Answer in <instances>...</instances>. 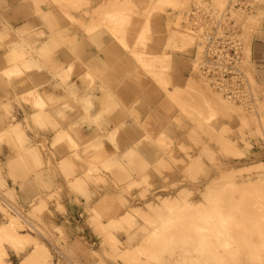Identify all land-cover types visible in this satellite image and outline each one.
I'll use <instances>...</instances> for the list:
<instances>
[{
  "label": "rangeland",
  "instance_id": "1",
  "mask_svg": "<svg viewBox=\"0 0 264 264\" xmlns=\"http://www.w3.org/2000/svg\"><path fill=\"white\" fill-rule=\"evenodd\" d=\"M18 1L37 22L29 21L15 29L17 41L13 42L7 33L0 35L1 48L8 46L10 50L9 55H5L6 64L10 67L0 76L16 77L21 83L29 81L32 85L23 88L21 100L30 103L34 110L31 122L40 130L54 133L51 147L72 150L70 155L86 167L85 170L84 167H71L62 160L58 164L67 176L82 172L68 186L84 197L87 207L85 213L77 217L81 221L73 230L54 222L47 203L53 196L33 200L26 210L19 209L15 193L7 190L0 168V226L14 221L11 226L15 229L12 231L33 240V243H23L25 245L17 249L19 245L14 246L17 236L11 235L12 241L16 239L14 244L1 238L4 241L0 239V252L2 255L4 250L6 255H0V262L17 264L22 257L28 256L29 251H33V246L39 244L47 255L38 258V263L30 262L32 264H219L218 261L222 260L220 264H264V79L255 60L261 44L264 52V40L258 38L264 34V13L262 16L259 14L264 12V0H241L240 5L228 11L230 0ZM100 4H104L103 8ZM191 12H196L204 22L220 21L229 30H234L244 54L241 68L247 81L248 99L252 100L249 103L225 97L200 75L198 62L202 45L198 36L201 37V32L193 31L192 22L188 20ZM66 13L73 15L75 20L70 21ZM181 36L188 38L178 42ZM51 41L54 43H49ZM86 43L100 50H121L125 64L131 67L126 78L139 91L135 97L123 99L120 93H124L118 88H91L105 97L108 95L103 103L104 100L97 98L94 92L64 87L65 97L55 98L45 94L40 83L36 86L33 77L23 73H31L38 68L58 71L57 78L65 85L77 71L78 80L91 85L95 77L87 72L83 57ZM177 45L179 49L182 46L181 50L176 48ZM183 45L187 47L182 49ZM148 54H170L171 64L160 62V66L165 64L167 68L162 65L154 70L147 62L143 63ZM189 77L194 81L193 87L187 84L191 81ZM173 84L178 88H192L194 93L190 95L189 90L187 94L174 93L169 98L166 88ZM206 90L216 93L222 101L207 94ZM94 101L99 102L95 103L97 111L93 109ZM219 102H223L225 107ZM69 112L73 114L69 116ZM113 114H121L122 118L117 125L105 130L104 124H108L104 120ZM75 117H81L82 121L88 118L94 126L95 134L87 142L79 141L74 134L76 124H70ZM135 127L140 132L136 141L127 135V131ZM125 137L129 139L127 150L120 152L119 146ZM19 143L22 144L20 140ZM33 147L34 153L25 151L37 160L38 149L42 150L43 146ZM108 148L114 149L115 153H110ZM207 182H212V185L208 186ZM246 182L257 185L258 188L253 189L255 193L252 189H239ZM182 189L185 195L180 193ZM179 193L184 199L177 201L178 197L182 199ZM254 195L258 196L257 200ZM168 196L174 199L173 207L160 211L152 209L161 204V198L170 199ZM253 197L257 203L260 200L258 204L254 201L255 207L250 205ZM202 198L208 200L210 207L224 205L223 209L219 208L220 211L216 210L214 215L215 211L207 208L206 200V210L202 208L205 207L203 202L202 206L199 205V201H204ZM149 203L152 208L148 207ZM137 207L144 212L142 215H134ZM125 212L129 213L126 216L132 215V219L127 217L129 223L131 219L130 225ZM120 216L125 219L120 221ZM218 218L222 221L217 224L222 226L219 234L227 229L232 233L231 239L224 235L218 237L230 241L234 253L238 252L235 257V254L229 256L227 252L220 257V252L216 253V258L210 256V260H201L198 257L201 256V247H190L193 244L191 240H201L197 244L203 246L205 237L202 229H213ZM15 223L16 226L13 225ZM196 224L202 229L199 226L197 229ZM194 227L196 230L192 229ZM187 231L191 235H187ZM9 248L14 253L17 251V258L9 260L6 253ZM122 252L127 256H122ZM217 256L225 260L217 261Z\"/></svg>",
  "mask_w": 264,
  "mask_h": 264
},
{
  "label": "crops",
  "instance_id": "2",
  "mask_svg": "<svg viewBox=\"0 0 264 264\" xmlns=\"http://www.w3.org/2000/svg\"><path fill=\"white\" fill-rule=\"evenodd\" d=\"M22 4L18 0H0V35L7 33L9 38L13 39V42L17 41L14 35L15 29L22 27L29 21L37 22L35 17L29 16L28 10ZM258 38L264 40V34L261 33ZM9 51L8 46L1 48L0 44V73L10 67L9 64H6L7 58H5V55H9ZM83 57L85 58L87 72L95 77L91 85L88 82L78 80L77 71L71 75L65 85H62L57 78L58 71L51 72L44 68H38L31 73H23L33 77L36 86L40 83L39 86L45 94L60 99L63 96L65 97V92L62 90L64 87L78 89L81 92H94L95 96L101 99L104 95L99 91H93L91 88L121 89L124 94L121 95L120 93V97L123 99L135 97L139 93L136 85L126 78L129 71H131V67L125 64L124 58H122L123 53L118 48L108 50L103 48L100 50L86 43ZM255 60L257 67L261 70L260 76L264 79L263 44L257 49ZM21 82L16 77L4 78L0 76V168L2 179L7 190L14 191L16 206L19 209L26 210L33 200L47 199L48 196H53L52 199H48L47 203L54 217V222L58 225H64L67 230H73L81 221L77 217H81L85 213L87 203L84 197L71 191L68 184L82 172H78L79 174H75V176H67L61 171L58 164L62 160L71 167H84V170L86 167L70 155L73 152L72 150L68 151L66 147H51L54 133L40 130L31 122L34 110L31 109L30 103L21 100V96L24 92L23 88L32 85L29 84V81ZM95 103L99 102L94 101L93 103V109L97 111L98 108H95ZM67 112L65 111V113ZM70 113L69 116L73 114ZM121 118V114L109 115L104 120L108 124L107 126L104 124V129L108 130L114 127ZM140 118L143 119V117ZM73 124H76L73 129L74 134L81 142H87L95 134L94 126L89 123L88 118L86 121H82L81 117H75L70 125ZM16 128L22 130L23 141L20 138L17 140L16 137H13ZM127 135L133 137L136 141L137 137L140 136V132L135 127L134 130H128ZM19 140L22 143L21 145ZM128 140L126 137L121 140L120 152L127 150ZM34 145L43 146L42 150L38 149L39 158L35 156L37 160L29 157V154L25 151ZM108 149L110 153H115L114 149ZM79 152L81 153V150ZM58 207H61V209L59 210ZM8 255L9 260L17 258V255L10 248L7 251Z\"/></svg>",
  "mask_w": 264,
  "mask_h": 264
},
{
  "label": "bare ground",
  "instance_id": "3",
  "mask_svg": "<svg viewBox=\"0 0 264 264\" xmlns=\"http://www.w3.org/2000/svg\"><path fill=\"white\" fill-rule=\"evenodd\" d=\"M112 1H114V0H112ZM174 1H176V0H174ZM81 2V1H80ZM103 2V1H102ZM108 3L109 2H111V0H108L107 1ZM106 2V3H107ZM79 3V2H78ZM86 3V2H85ZM85 3H84V5H85ZM177 3V2H176ZM87 4V3H86ZM105 4V3H104ZM104 4H102L103 6H104ZM101 5V4H100ZM101 5V8H103V6ZM60 6V5H59ZM79 7H80V4H79ZM76 9V8H75ZM95 11V10H94ZM263 13L264 12H262L261 11V13H259L261 16L263 15ZM66 15H68V18H69V20L71 21H73V20H75V18H74V16L73 15H71V14H68V13H66ZM150 15V14H149ZM148 15V16H149ZM152 15V14H151ZM130 16V15H129ZM134 16V15H133ZM148 16H147V18H148ZM256 16H257V14H256ZM141 17V16H140ZM259 18H260V16H259ZM256 19V18H255ZM257 19H258V17H257ZM257 19L255 20V23H256V21H257ZM147 20V19H146ZM259 20V19H258ZM134 21V20H133ZM141 21V20H140ZM135 23V22H134ZM137 23V22H136ZM257 24V23H256ZM103 25V24H102ZM147 25L145 24V29H146V31H147V27H146ZM169 28V27H168ZM167 28V29H168ZM87 29V28H86ZM141 29V28H140ZM145 29H144V32H145ZM142 30V29H141ZM168 31V30H167ZM169 31H170V29H169ZM172 31V30H171ZM171 31L170 32H168V33H170V35H171ZM175 31V30H174ZM143 32V31H142ZM141 32V33H142ZM175 33V32H174ZM177 33V32H176ZM175 33V34H176ZM143 34V33H142ZM182 34H184V33H182ZM187 34V33H186ZM116 35V34H115ZM169 35V34H168ZM178 35V34H177ZM188 35V34H187ZM192 35V34H191ZM247 35V34H246ZM249 35V34H248ZM122 36V35H121ZM172 36V35H171ZM250 36V35H249ZM146 37V36H145ZM174 37V36H173ZM117 38V37H116ZM120 38V37H119ZM119 38H117V39H119ZM146 38H148V37H146ZM145 38V39H146ZM152 38V37H151ZM172 38V37H171ZM187 36L185 37V36H181L180 37V39L178 40V42H183V41H185V40H187ZM198 38L201 40H199L200 42H201V45L203 44L202 42H203V40H202V38L200 37V36H198ZM190 39H192V38H190ZM148 40V39H147ZM246 40V39H245ZM154 41V40H153ZM188 41H190V40H188ZM198 40H197V42H199ZM247 41V40H246ZM151 42V41H150ZM200 42H199V44H200ZM48 43V42H47ZM49 43H52V41L51 42H49ZM54 43V42H53ZM52 43V44H53ZM148 43V42H147ZM191 45H192V43L191 42H189ZM56 44V43H55ZM171 44V43H170ZM179 44V43H178ZM181 44V43H180ZM187 44V43H186ZM198 43H197V45H199ZM48 45V44H47ZM175 45V44H174ZM189 45V44H188ZM246 45V44H245ZM54 46V45H53ZM141 46V45H140ZM171 46V45H170ZM184 46L185 45H183V48L182 49H184ZM195 46V45H194ZM248 46V45H247ZM172 47V46H171ZM182 47V46H181ZM181 47H180V49L178 48V45L176 46V48L177 49H179V50H181ZM185 47H187V45L185 46ZM200 47V46H199ZM199 47H197L196 46V48H199ZM144 48L145 47H143V50H144ZM201 48V47H200ZM174 49H175V47H174ZM142 50V49H141ZM198 49H196V51H197ZM147 51H148V48H147ZM150 51V50H149ZM146 52V51H145ZM144 52V53H145ZM194 52H195V50H194ZM202 52V51H201ZM199 53H200V49H199ZM248 53H250V52H248ZM146 54V53H145ZM194 54H196L197 55V53L195 52ZM143 55V54H142ZM147 55V54H146ZM162 55H164L163 57H165V58H163L162 57ZM248 55V54H247ZM169 56V57H168ZM195 56V55H194ZM199 56V55H198ZM201 56H202V53H201V55H200V57H199V60H201ZM249 56V55H248ZM168 57V58H167ZM169 59H170V54H157V55H155V54H148V56H147V58H144L143 59V63L144 62H147V64H149L151 67H153V69L155 70V68L156 67H158V66H160L159 65V63L160 62H165V64H167L168 65V63H170L171 64V61H172V59H170V61H169ZM248 59V58H247ZM169 61V62H168ZM248 61V60H247ZM200 62V61H199ZM199 62H198V65H199ZM110 64V63H109ZM161 64V63H160ZM165 64H162V65H164L165 66ZM161 65V66H162ZM160 66V67H161ZM166 67V66H165ZM167 68V67H166ZM169 68V67H168ZM156 70H158L157 68H156ZM109 71V70H108ZM246 71V70H245ZM136 72V71H135ZM157 72V71H156ZM160 72V71H159ZM162 72V71H161ZM167 72V71H166ZM244 72V71H243ZM247 72V71H246ZM111 73V72H110ZM248 73V72H247ZM168 75H169V73H168ZM133 76V75H132ZM136 76V75H135ZM248 76V75H247ZM246 76V77H247ZM134 77V76H133ZM168 77V76H167ZM141 78V77H140ZM190 78V77H189ZM189 78H187V79H189ZM135 79V78H134ZM137 79V78H136ZM247 79H248V77H247ZM131 80H133V79H131ZM191 80V81H190ZM190 82L189 83H187L188 84V86L189 87H193L195 84H194V81L190 78ZM193 81V82H192ZM205 81V80H204ZM254 82V81H253ZM195 83H196V81H195ZM199 84V83H198ZM186 85V84H185ZM209 85V84H208ZM256 85V84H255ZM258 86V85H257ZM185 88V87H184ZM184 88H178V87H176L174 84L172 85V86H167V90H168V94L170 95H168L166 92V95H168L169 96V98L170 97H172L171 96V94L172 95H174V93H175V95H180V93H186L187 91H189L188 93L191 95L192 93H194L193 91H191L192 90V88H188V89H184ZM199 88V87H198ZM207 89V88H206ZM253 89V88H252ZM193 90H195V88L193 89ZM197 90H199V89H197ZM200 91V90H199ZM176 93H178V94H176ZM203 93H204V89H203ZM206 93L207 94H211L210 93V91H207L206 90ZM205 93V94H206ZM218 93V92H217ZM187 94V93H186ZM184 95V94H183ZM189 95V96H190ZM211 95H213V96H215L214 98L216 99V98H219V97H217L216 95V93L215 94H211ZM219 95V94H218ZM108 97V95L106 94V97H105V95L103 96V99H104V102L103 103H105V101H106V98ZM208 97H209V95H208ZM109 98V97H108ZM107 98V99H108ZM174 98V97H173ZM176 98H177V96H176ZM212 98V97H211ZM103 99H101V100H103ZM172 99V98H171ZM213 99V98H212ZM221 98H219V101H222V100H220ZM192 100V99H191ZM214 100V99H213ZM138 101V100H137ZM163 101V100H162ZM224 101V100H223ZM250 101H252V100H250ZM40 102V101H39ZM38 102V103H39ZM108 102V101H107ZM164 102H165V100H164ZM164 102H162V103H164ZM173 102V101H172ZM217 102V101H216ZM169 103V102H168ZM221 105H223L221 102H219ZM225 103V102H224ZM247 103H249V102H247ZM40 104V103H39ZM257 104V103H256ZM260 105V104H259ZM167 107V106H166ZM223 107H225V105H223ZM169 109V108H168ZM191 111V110H190ZM211 111V110H210ZM212 114V113H211ZM190 116V115H189ZM259 119H260V117H259ZM262 121V120H261ZM263 122V121H262ZM261 125H263V124H261ZM12 126V125H11ZM17 125L15 124V127H16ZM264 126V125H263ZM13 127H14V125H13ZM212 130V129H211ZM15 136H17V138L19 137L20 139H21V141H23V133L21 132L22 130H18L17 128L15 129ZM65 131V130H64ZM3 132H5V131H3ZM11 132V131H10ZM6 133H8V132H6ZM5 133V134H6ZM14 134H13V137L15 138V136H14ZM9 136H10V134H9ZM60 137V136H59ZM66 137V136H65ZM70 137V136H69ZM161 137V136H160ZM160 137H158V138H160ZM13 138V139H14ZM162 138H163V136H162ZM162 138H161V140H162ZM8 139H10V138H8ZM60 139V138H59ZM164 139V138H163ZM15 140V139H14ZM61 140V139H60ZM164 140H166V139H164ZM12 141V140H11ZM58 141V140H57ZM73 142V141H72ZM161 142V141H160ZM227 142H229L228 140H227ZM14 144V143H13ZM230 143H228L227 145H229ZM35 146V145H34ZM231 147V146H230ZM32 148H34L33 146H32ZM32 148H30L29 147V149H27L26 151L28 152V151H30L31 153H34V151H32L31 149ZM133 153V152H132ZM28 156V155H27ZM93 159V158H92ZM97 160V159H96ZM121 161V160H120ZM160 161V160H159ZM161 162V161H160ZM144 162H142V164H143ZM120 164V163H119ZM125 164V163H124ZM139 164H140V162H139ZM167 164V163H166ZM193 164V163H192ZM110 165V164H109ZM146 165V163H144L143 164V166H145ZM162 166V165H161ZM168 166V165H167ZM139 168H140V166H138ZM146 167V166H145ZM141 168H143L142 166H141ZM194 169V168H193ZM197 170H199V169H197ZM186 171V170H185ZM188 171V170H187ZM191 171V170H190ZM192 172V171H191ZM188 173V172H187ZM190 173V172H189ZM232 173V172H231ZM189 175H191V173L189 174ZM192 176V175H191ZM193 177V176H192ZM221 177H224L223 176V174H222V176ZM226 177V176H225ZM146 178V177H145ZM168 178V177H167ZM218 180V179H217ZM215 181H216V179H215ZM202 182V181H201ZM213 182V181H212ZM212 182H210L211 183V185H212ZM209 183V184H210ZM206 184H208V182L206 183ZM208 184V186H210ZM213 184H214V182H213ZM258 184V183H257ZM256 184L253 182V183H245L243 186H242V184H241V188L239 187V189H246V190H244V191H248L249 189L251 190H253V189H255V187H257V185L255 186ZM205 186H207V185H205ZM207 186V187H208ZM216 186V185H215ZM234 187V186H233ZM203 188H206V187H204L203 186ZM208 188H210V187H208ZM238 188V187H237ZM258 188V187H257ZM256 188V189H257ZM207 189V188H206ZM221 189H222V187H221ZM239 189H237L238 190V192H239ZM261 189V188H260ZM198 189H196V191H197ZM223 190H224V188H223ZM226 190H227V188H226ZM236 190V189H235ZM184 191V189H182V190H180V193L182 192V194H186L185 193V191ZM241 191V190H240ZM256 191V190H255ZM257 191H258V189H257ZM261 191V190H260ZM204 192V191H203ZM228 192V191H227ZM237 192V191H236ZM242 192V191H241ZM250 192V194H251V191H249ZM248 192V193H249ZM253 192H254V190H253ZM180 193H179V196H181L180 195ZM205 193V192H204ZM207 193V192H206ZM233 193V192H232ZM231 193V194H232ZM234 193H235V191H234ZM255 193V192H254ZM213 194V193H212ZM228 194H230V192L228 193ZM238 194V193H237ZM249 194V198H251V195ZM203 195V194H202ZM208 195V194H207ZM214 195V194H213ZM212 195V196H213ZM232 195H234V194H232ZM261 195V194H260ZM204 196H205V194H204ZM204 196H202V197H204ZM256 195H254V197H255ZM262 196V195H261ZM112 197V196H111ZM178 197V196H177ZM182 197V199L180 198V197H178L177 198V201H178V199L179 200H183L184 198V196H181ZM232 197V196H231ZM252 198V201L254 202H256V200L258 199L257 197H255L256 198V200H254L255 198ZM168 198H170L169 196H168ZM172 198H174V197H172ZM204 198H207V196H205ZM209 198V197H208ZM212 198V197H211ZM262 198V197H261ZM110 199V198H109ZM108 199V200H109ZM112 199V198H111ZM110 199V200H111ZM203 199V198H202ZM103 200V199H102ZM176 200V199H175ZM201 200V199H200ZM204 201H199V205H201L202 204V202H203V205H205V207L203 206L202 208H204L205 210H206V204L207 203H205V200L208 202V200L207 199H203ZM105 201V200H104ZM106 201H107V197H106ZM174 201V199L172 200L171 198L170 199H167V197L166 198H161V204L156 208H152V206H150L151 204L149 203L148 204V207H151L153 210H162V209H164L165 207H169V206H171V207H173L174 205L173 204H175V202H173ZM230 201V200H229ZM250 201V200H249ZM252 201H251V203H250V205H253L254 206V204H255V202L252 204ZM259 202H260V200H258ZM112 202V201H111ZM258 202V203H259ZM105 203V202H104ZM108 203V202H107ZM107 203H106V205H107ZM113 203V202H112ZM205 203V204H204ZM215 203V202H214ZM247 203V202H246ZM249 203V202H248ZM257 202H256V204H258ZM109 205V204H108ZM144 205V204H143ZM208 206H207V208H209L210 207V205H209V202H208V204H207ZM217 205H218V203H217ZM222 205V204H221ZM247 205H249V204H247ZM110 206V205H109ZM109 206H107V207H109ZM202 206V205H201ZM223 206L224 205H222L221 207L219 206V208H220V210L221 209H223ZM213 206L211 205V210L213 209L215 212V214L214 215H216L217 213V211L219 210V208H218V206H214L213 208H212ZM229 207V206H228ZM249 207V206H248ZM255 207V206H254ZM150 208V209H151ZM170 208V207H169ZM218 208V209H217ZM110 209V208H109ZM142 209V208H141ZM149 210V209H148ZM153 210H151V211H153ZM208 210V209H207ZM217 210V211H216ZM219 210V211H220ZM226 210V209H225ZM135 212H133L134 213V215H136L137 214V216H139L138 214H140V215H142L144 212H142V210H140V209H138V207L137 208H135V210H134ZM166 211V210H165ZM208 211H210V210H208ZM218 211V212H219ZM223 211V210H222ZM254 211V210H253ZM130 212V211H129ZM252 212V211H251ZM250 212V213H251ZM255 212V211H254ZM127 212H125V215L124 216H126V215H128V214H126ZM132 213V212H131ZM152 213V212H151ZM211 213V212H210ZM210 213H208V214H210ZM221 213V212H220ZM228 213H229V211H228ZM222 214H223V212H222ZM226 215V214H225ZM229 215H231V214H229ZM130 216V218H131V216L132 215H129ZM129 216H126V221H128V223H129V219L127 218V217H129ZM146 216H147V214H146ZM149 216H151V215H149ZM218 216V215H217ZM142 217V216H141ZM140 217V218H141ZM145 217V216H144ZM206 217V216H205ZM208 217V216H207ZM210 217V216H209ZM229 217V216H228ZM120 218V221L121 220H124L125 218L123 217V216H120L119 217ZM123 218V219H122ZM147 218V217H146ZM213 218V217H212ZM221 218V217H220ZM132 219V218H131ZM131 219H130V223H131ZM206 219V218H205ZM214 219V218H213ZM222 219V218H221ZM221 219H217L218 221H216L215 222V224L213 223V231H211V229L210 228H208V227H204L203 229L200 227V225H197V229H199L198 228V226L202 229V230H204L203 232V235H204V237H205V246L203 245H199L198 246V244L197 243H199L201 240H191L192 238H188V239H190L191 241H192V243L194 244V246H193V244H192V246H190V247H194V248H197V247H201V252H199V253H201V256L199 255L198 257H201L200 259L202 260V259H204V258H206V259H208L210 256L212 257V256H214L215 258H216V255L218 254V253H220L221 252V256L220 257H222V253H224L225 255H226V252L228 253L227 255H229V256H231L232 254H235V253H237V252H235L234 253V247L231 245V242L229 243L228 241H226V240H224V238L223 239H221L220 237H223V236H220V235H224L226 238H228V237H230V239H231V237H232V233H231V231H230V229H227V230H223L222 232H220V233H222V234H219V232L218 231H221V229H222V226H217V224H218V222H222L221 221ZM204 220V219H203ZM203 220H201V221H203ZM208 220H209V218H208ZM12 221V220H11ZM125 221V222H126ZM227 221V220H226ZM14 222V221H13ZM13 222H11L10 224H1V226H0V239L1 238H6L7 240H10V241H7L6 240V243L7 242H9V243H13L14 241L16 242V239L14 240L13 239V241L11 240L13 237H11V235L12 236H17V237H15V238H17V242H16V244L14 245V246H16V245H19L18 247L19 248H17V249H20V245L21 246H23V245H25V244H23V243H26L27 244V242L29 243V242H32L33 240H32V238H28L27 236H24L23 234H18L16 231V233H14L13 231H14V229L12 228V223ZM128 223H126V224H128ZM130 223L128 224V225H130ZM187 223V222H186ZM199 223V222H198ZM202 223V222H201ZM204 223V222H203ZM209 223V222H208ZM229 223V222H228ZM205 224V223H204ZM13 225H17L16 223L15 224H13ZM121 225V224H120ZM207 225V224H206ZM260 225V224H259ZM118 226H119V224H118ZM190 226V225H189ZM204 226V225H203ZM202 226V227H203ZM208 226V225H207ZM257 226H258V223H257ZM264 226V225H263ZM262 226V227H263ZM14 227V226H13ZM121 227H122V225H121ZM193 227V226H192ZM192 228V229H195L196 230V228ZM258 227H260V226H258ZM17 228V227H16ZM18 228H19V226H18ZM262 229V228H261ZM13 230V231H12ZM11 231L13 232V234H11ZM189 231V230H188ZM188 231H187V235L189 234V235H191L190 233H188ZM191 231V230H190ZM201 231V230H200ZM230 231V232H229ZM216 232H218L217 234H215ZM234 233V232H233ZM17 234V235H16ZM202 234V233H201ZM218 235L220 236V237H218ZM216 238H215V237ZM10 237V239H8ZM188 237V236H187ZM190 237V236H189ZM203 237V238H204ZM214 238V239H213ZM219 238V239H218ZM112 239H113V237H112ZM1 240H3L4 241V239H1ZM109 240H110V237H109ZM115 240V239H114ZM190 240H188V241H190ZM18 241L21 243H18ZM115 241H117V240H115ZM190 241V242H191ZM33 243V242H32ZM119 243V242H118ZM186 243H188V242H186ZM14 244V243H13ZM13 244H11V245H13ZM23 244V245H22ZM29 245V244H28ZM39 245V244H38ZM38 245H36V246H33V247H35L34 249H33V251L31 252V251H29V253H28V256L26 255V256H24V257H22L20 260H19V262L17 263V264H32L33 263V261L34 262H36V263H38V261H39V259L38 258H40V257H43V255L45 254V256L47 255L46 253V250L45 249H43L42 248V246L40 245V246H38ZM115 245V244H114ZM251 245H253V244H251ZM258 245V244H257ZM260 245H261V243H260ZM255 246V245H254ZM254 246H252V247H254ZM233 247V248H232ZM257 247V246H256ZM255 247V248H256ZM261 248V247H260ZM264 248V247H263ZM4 249H6V248H4ZM14 249H16V248H14ZM200 249V248H199ZM3 250V248H1V251ZM32 250V249H31ZM117 250V249H116ZM262 250V249H261ZM4 251V250H3ZM2 251V255H1V252H0V255L1 256H4V255H6V254H4V252ZM236 251V250H235ZM17 252V251H16ZM16 252H15V254H16ZM20 251H18V253H19ZM31 252V253H30ZM7 253V252H6ZM217 253V254H216ZM185 254V253H184ZM223 254V255H224ZM42 255V256H41ZM122 256H124V257H126L127 256V254L125 253V252H122ZM219 256H217L218 258L216 259L217 261L218 260H222V259H224V258H219ZM236 256V254L234 255V257ZM240 256V255H239ZM203 257V258H202ZM224 257V256H223ZM233 257V256H232ZM238 258V257H237ZM198 260V259H197ZM205 260V259H204ZM208 260H210V259H208ZM213 260V259H212ZM215 260V259H214ZM225 260V259H224ZM30 262H32V263H30ZM42 262V261H41ZM219 262V264H220V262H222L223 263V260L222 261H218ZM7 263V262H6ZM45 263V262H44ZM221 263V264H222ZM0 264H2L1 262H0ZM5 264V263H4ZM7 264H9V262L7 263ZM11 264V263H10ZM47 264V263H46ZM215 264V263H214Z\"/></svg>",
  "mask_w": 264,
  "mask_h": 264
},
{
  "label": "built area",
  "instance_id": "4",
  "mask_svg": "<svg viewBox=\"0 0 264 264\" xmlns=\"http://www.w3.org/2000/svg\"><path fill=\"white\" fill-rule=\"evenodd\" d=\"M240 3L241 0H230L227 11ZM188 20L192 22L193 31L201 32L203 39L200 75L225 97L236 102L250 101L247 81L241 68L244 54L234 30H229L220 21L214 24L204 22L196 12H191Z\"/></svg>",
  "mask_w": 264,
  "mask_h": 264
}]
</instances>
